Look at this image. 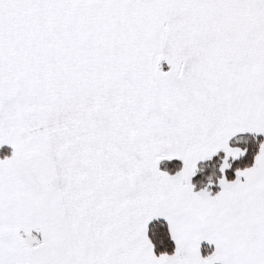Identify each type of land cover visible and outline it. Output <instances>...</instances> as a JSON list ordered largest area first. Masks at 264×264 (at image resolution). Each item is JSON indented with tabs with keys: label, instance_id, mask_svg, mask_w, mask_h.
<instances>
[{
	"label": "snow or ice",
	"instance_id": "1",
	"mask_svg": "<svg viewBox=\"0 0 264 264\" xmlns=\"http://www.w3.org/2000/svg\"><path fill=\"white\" fill-rule=\"evenodd\" d=\"M0 264H264V0H0Z\"/></svg>",
	"mask_w": 264,
	"mask_h": 264
}]
</instances>
